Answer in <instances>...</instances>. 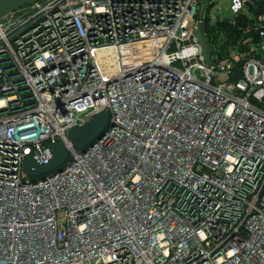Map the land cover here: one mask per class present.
Here are the masks:
<instances>
[{
	"label": "built area",
	"instance_id": "2783aa9c",
	"mask_svg": "<svg viewBox=\"0 0 264 264\" xmlns=\"http://www.w3.org/2000/svg\"><path fill=\"white\" fill-rule=\"evenodd\" d=\"M218 1L31 0L0 19V264H264V0H229L231 18ZM56 142L67 161L29 177Z\"/></svg>",
	"mask_w": 264,
	"mask_h": 264
},
{
	"label": "water",
	"instance_id": "95a60500",
	"mask_svg": "<svg viewBox=\"0 0 264 264\" xmlns=\"http://www.w3.org/2000/svg\"><path fill=\"white\" fill-rule=\"evenodd\" d=\"M31 0H0V19L5 15L17 10ZM198 42L202 48L204 63L209 64L210 48L206 39L201 35L200 26L196 30ZM109 122V114L101 112L91 118L82 126L73 128L69 132V140L77 149H84L95 138L102 134ZM52 158L47 164H38L32 156L26 158L24 164L25 173L31 178H44L47 174H51L55 170H59L68 159V150L60 142L49 145Z\"/></svg>",
	"mask_w": 264,
	"mask_h": 264
},
{
	"label": "rangeland",
	"instance_id": "374dc122",
	"mask_svg": "<svg viewBox=\"0 0 264 264\" xmlns=\"http://www.w3.org/2000/svg\"><path fill=\"white\" fill-rule=\"evenodd\" d=\"M228 3L229 0H219L214 4L213 8L210 10V15H218L219 17L231 18V15L227 10Z\"/></svg>",
	"mask_w": 264,
	"mask_h": 264
}]
</instances>
